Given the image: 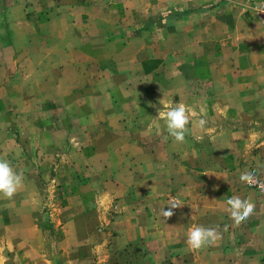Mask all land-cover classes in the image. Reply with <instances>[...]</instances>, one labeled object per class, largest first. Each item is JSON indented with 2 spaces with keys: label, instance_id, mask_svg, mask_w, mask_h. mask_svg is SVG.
<instances>
[{
  "label": "rangeland",
  "instance_id": "1",
  "mask_svg": "<svg viewBox=\"0 0 264 264\" xmlns=\"http://www.w3.org/2000/svg\"><path fill=\"white\" fill-rule=\"evenodd\" d=\"M263 16L264 0H0V157L25 185L0 199L3 264H264ZM160 100L195 113L184 143ZM232 196L255 204L239 226ZM195 225L222 239L190 250Z\"/></svg>",
  "mask_w": 264,
  "mask_h": 264
},
{
  "label": "clouds",
  "instance_id": "2",
  "mask_svg": "<svg viewBox=\"0 0 264 264\" xmlns=\"http://www.w3.org/2000/svg\"><path fill=\"white\" fill-rule=\"evenodd\" d=\"M160 104L163 105L164 110H158V115L155 118L164 121L167 134L176 143H184L186 135L189 133L188 125L195 113L182 101L168 104L160 100ZM206 123L207 121L201 118L198 122L199 128L203 130ZM197 139H202V137H197ZM239 179L242 183H246L249 186L257 183L253 171L245 170L241 172ZM261 187H264V185H261ZM24 188L23 172L14 168L7 159L0 157V199L12 200ZM225 204V211L233 221V226H239L241 222L252 215L255 209V204L250 197L241 198L239 196H232L225 201ZM180 206L177 202L170 203L168 210H165V208L161 210L162 217L164 219L170 218L174 214L172 209ZM227 227L226 225L225 231H227ZM220 239H222V233L219 231V226L204 227L202 225H195L188 230L186 245L190 250H200L216 244ZM0 264H3V260H0Z\"/></svg>",
  "mask_w": 264,
  "mask_h": 264
},
{
  "label": "built area",
  "instance_id": "3",
  "mask_svg": "<svg viewBox=\"0 0 264 264\" xmlns=\"http://www.w3.org/2000/svg\"><path fill=\"white\" fill-rule=\"evenodd\" d=\"M263 19H264V16H263Z\"/></svg>",
  "mask_w": 264,
  "mask_h": 264
}]
</instances>
